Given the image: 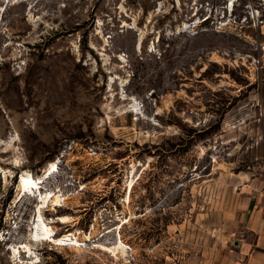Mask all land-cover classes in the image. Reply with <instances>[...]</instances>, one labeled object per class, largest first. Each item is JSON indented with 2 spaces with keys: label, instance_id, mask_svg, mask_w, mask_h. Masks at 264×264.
I'll use <instances>...</instances> for the list:
<instances>
[{
  "label": "rangeland",
  "instance_id": "1",
  "mask_svg": "<svg viewBox=\"0 0 264 264\" xmlns=\"http://www.w3.org/2000/svg\"><path fill=\"white\" fill-rule=\"evenodd\" d=\"M262 185L264 0H0V264H230Z\"/></svg>",
  "mask_w": 264,
  "mask_h": 264
},
{
  "label": "crops",
  "instance_id": "2",
  "mask_svg": "<svg viewBox=\"0 0 264 264\" xmlns=\"http://www.w3.org/2000/svg\"><path fill=\"white\" fill-rule=\"evenodd\" d=\"M224 220L236 236L230 264H264V185L243 194Z\"/></svg>",
  "mask_w": 264,
  "mask_h": 264
},
{
  "label": "bare ground",
  "instance_id": "3",
  "mask_svg": "<svg viewBox=\"0 0 264 264\" xmlns=\"http://www.w3.org/2000/svg\"><path fill=\"white\" fill-rule=\"evenodd\" d=\"M54 171H55L54 164L51 163L46 168V170L44 172L45 176H42L43 179L48 178V177L50 178V176H52ZM36 178H38V177H36ZM41 180H39V182L36 181L34 179L33 175L30 173L27 175H22L21 180H20V191H21L20 196H21V198L25 197L26 195L31 196L32 193L35 194L34 186L38 187L37 184H39L41 182ZM51 193L52 192H50V193L47 192L45 196L42 192L40 194V198L38 200L41 202V205L39 204L37 207L38 209L36 212L38 213V218H37V220L34 221L35 225L32 228L31 241L36 242V243H41V242L44 243L45 240L50 239V240H54L58 245L69 244V245H73L74 248H77L76 243L78 242V240H77V238L73 237L72 233L64 234L63 236L56 237V235H54L55 228L46 221V219L44 218V216L42 214V209L45 206L46 207L50 206V204L47 203L50 200L53 201L52 203H54L55 206L60 205V203H59V197L60 196L57 195L54 197V195H53L52 199H50ZM60 219L62 221H67V217H64V216L60 217ZM22 248L24 250H22ZM22 251H25V253L27 252L30 255V257H29L30 259H34V257L36 259L38 258L35 255V251H33V247H31L30 243H25L23 245H14V254L21 255Z\"/></svg>",
  "mask_w": 264,
  "mask_h": 264
}]
</instances>
